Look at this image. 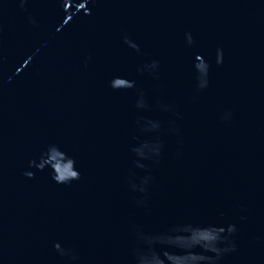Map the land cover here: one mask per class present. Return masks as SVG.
<instances>
[{
	"label": "water",
	"instance_id": "obj_1",
	"mask_svg": "<svg viewBox=\"0 0 264 264\" xmlns=\"http://www.w3.org/2000/svg\"><path fill=\"white\" fill-rule=\"evenodd\" d=\"M0 264H264V0H0Z\"/></svg>",
	"mask_w": 264,
	"mask_h": 264
}]
</instances>
